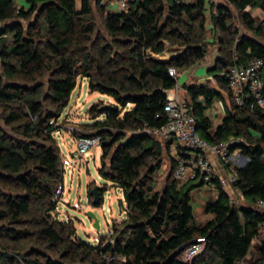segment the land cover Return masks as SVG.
<instances>
[{
	"label": "trees",
	"instance_id": "obj_1",
	"mask_svg": "<svg viewBox=\"0 0 264 264\" xmlns=\"http://www.w3.org/2000/svg\"><path fill=\"white\" fill-rule=\"evenodd\" d=\"M207 2L135 0L128 12L105 13L100 0H27L21 7L0 0V264H236L251 252L264 221V209L256 206L264 200V106L252 97L234 104L211 132L205 111L221 93L208 84L188 89L199 134L215 143L238 140L230 150L239 149L243 160L233 188L245 204L231 202L214 177L217 196L206 206L207 222L197 219L192 205V192L203 180L177 182L169 146L143 132L146 124L167 121L166 90L177 84L169 68L179 74L206 61ZM255 8L264 12V0H227L211 15L219 50L212 70L229 94L220 71L264 59V28L252 16ZM79 77L115 103L93 104V122L72 135L102 137L99 173L122 189L127 206L126 219L113 223L110 236L97 245L76 235L73 219L55 217L62 196L56 191L64 182L55 133ZM165 152L171 168L157 190ZM94 186L88 193L98 206L90 194ZM199 237L206 249L183 261V250ZM104 254L123 260L107 262ZM253 264H264V242Z\"/></svg>",
	"mask_w": 264,
	"mask_h": 264
},
{
	"label": "built area",
	"instance_id": "obj_2",
	"mask_svg": "<svg viewBox=\"0 0 264 264\" xmlns=\"http://www.w3.org/2000/svg\"><path fill=\"white\" fill-rule=\"evenodd\" d=\"M135 0H100L104 6L105 13L128 12L132 2ZM178 3H188L193 0H175ZM112 5V6H111ZM250 8L248 7L247 10ZM264 28V18L260 20ZM1 25V24H0ZM263 70L264 59L261 57H252L247 63H235L229 65L220 71L221 77L225 78L228 88L231 92L233 103L241 106L246 99L252 97L256 103L264 106L263 93ZM169 74L177 79L178 72L175 67L169 68ZM212 80L214 78H211ZM179 86L166 90L167 100L164 105V115L167 118L165 125L161 127H150L145 125L143 132L153 135L162 142L169 145L172 156L175 159L173 174L174 178L180 184L192 180L202 179L204 185L212 186V179L217 176V171L209 154H213L229 167L227 177H218L221 184L230 193L233 183L237 180L236 166H232L230 150L232 143L238 141L230 139L226 142L215 143L203 138L197 130V117L194 112L193 104L178 96ZM78 153L83 155L94 145H102V137L97 135L93 137L77 138ZM178 147H182L181 153ZM63 194V187L56 191V197ZM231 202L237 200L231 197ZM257 208L264 209V200H259ZM258 239L261 244L264 242V221L258 228ZM113 242L108 239L106 243ZM105 243V244H106ZM206 239L199 237L191 245L185 248L181 254V259L185 262H191L198 254L206 249ZM107 262L123 260L119 254H104ZM255 260L250 253L238 260L236 264H251Z\"/></svg>",
	"mask_w": 264,
	"mask_h": 264
},
{
	"label": "rangeland",
	"instance_id": "obj_3",
	"mask_svg": "<svg viewBox=\"0 0 264 264\" xmlns=\"http://www.w3.org/2000/svg\"><path fill=\"white\" fill-rule=\"evenodd\" d=\"M218 3H227V0H208L207 2L209 51L206 63L209 65L214 63L219 51L211 20V15L216 12ZM251 12L258 22L264 18V12L260 13L255 10H251ZM94 13L99 30L105 32L103 16L95 4ZM235 16L238 21V13L235 12ZM200 68L199 75L214 73V71L207 72L206 67L201 66ZM185 81L186 75L184 73L178 76L179 86ZM101 100L105 104L115 103L109 95L97 91L92 92L88 86V79L79 77L72 92L70 103L59 119V123L63 127L55 133L64 161V188L59 200V217L63 221L69 218L73 219L76 226V235L92 245H97L101 239L108 238L112 232L113 223L121 222L127 217L126 202H123L122 208L119 206V199L124 198L122 189L114 185L113 182L101 177L99 173L102 146L99 144L94 145L86 153L80 155L77 150L78 143L72 137L73 129L79 128L81 124L93 122L88 110L93 104ZM164 159L162 168L155 175L157 190H160L164 185L166 175L170 170V158L167 152L164 153ZM92 184L104 188L103 202L99 206H95L90 201L88 186L90 187ZM89 212H93L99 219V229L94 227V221L89 217ZM254 251L256 252V258L259 249H254Z\"/></svg>",
	"mask_w": 264,
	"mask_h": 264
},
{
	"label": "crops",
	"instance_id": "obj_4",
	"mask_svg": "<svg viewBox=\"0 0 264 264\" xmlns=\"http://www.w3.org/2000/svg\"><path fill=\"white\" fill-rule=\"evenodd\" d=\"M14 2L18 7L27 5V0H14ZM251 10H253V11L255 10L256 12L258 11L260 13L263 12L260 8H255V9H251ZM252 16H253V14H252ZM217 57H218V54H217ZM217 57L215 58V61H216ZM207 58L208 57H206V59ZM215 61L212 65H209L208 63H206L207 61H204V62L199 63L198 65H196L192 68L180 71V73H179L180 75L183 73L186 75V81L183 82L182 84H180V86H179L178 81H177V84L179 86L178 96L182 99H187V100L191 99L190 94H189V90H188L189 87L197 86V85H203V84H208L221 93L220 97L215 99L212 102V104L205 111L207 117L209 118V120L211 121V124H212L211 129H210L211 132H214L216 127H218L222 123L224 116L227 114V112L229 110L232 109V107L234 105L231 94H229L227 91L221 89L218 86V84L214 78V74L208 73L206 75H199V71L201 70V68H200L201 66L206 67L207 72H212L213 71L212 69L214 68ZM211 78H214V79L212 80ZM198 100L203 101V97L200 96L198 98ZM72 137L77 141L76 137H74L73 135H72ZM156 139L159 142H161L162 145L166 148V146L168 144L162 142L158 138H156ZM170 153H171V151H170ZM209 157L212 159V161L214 163V166H215L216 171H217V176L218 177H227L229 174V170H230L229 167L227 165H225L224 163H222L218 159V157H216L215 155L209 154ZM230 159H231L230 164L232 166L235 165L236 167H239L240 165L243 164V160L240 157V150L239 149L235 150L232 153ZM170 168H171V166H170ZM160 174H162V173L160 172ZM230 195H231V197L235 198L238 203L245 204V202H246L245 198L243 197L241 192H239L235 188L231 187ZM216 196H217V192H216L214 183L212 186H206V185L198 186L193 190V192H192V205L194 208V213L200 222H207L211 218V216L207 213L206 206L209 202H213L216 199ZM123 202H125V199L123 200ZM260 246H261V242L257 238L254 241L253 247H252L251 252H250V254L253 257H255V255H256V252L254 251V249L258 250V249H260ZM256 258H255V260H256Z\"/></svg>",
	"mask_w": 264,
	"mask_h": 264
},
{
	"label": "water",
	"instance_id": "obj_5",
	"mask_svg": "<svg viewBox=\"0 0 264 264\" xmlns=\"http://www.w3.org/2000/svg\"><path fill=\"white\" fill-rule=\"evenodd\" d=\"M103 192H104V188L100 185H95L90 191V194L93 196V202L97 204L98 206L101 205V203L103 202V194H104ZM123 200L124 198L119 199L120 208H122ZM88 215L94 221V227L99 229L100 222H99V219L96 217V215L93 212H89ZM55 217L57 220H59V212L55 213Z\"/></svg>",
	"mask_w": 264,
	"mask_h": 264
}]
</instances>
